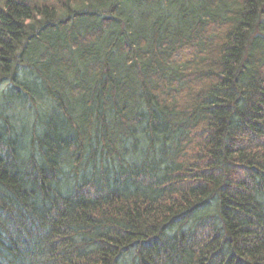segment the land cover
Masks as SVG:
<instances>
[{
  "label": "trees",
  "instance_id": "1",
  "mask_svg": "<svg viewBox=\"0 0 264 264\" xmlns=\"http://www.w3.org/2000/svg\"><path fill=\"white\" fill-rule=\"evenodd\" d=\"M0 264H264V0H0Z\"/></svg>",
  "mask_w": 264,
  "mask_h": 264
}]
</instances>
